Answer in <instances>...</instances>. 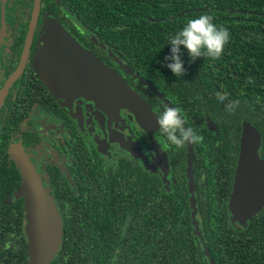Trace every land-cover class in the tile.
<instances>
[{
  "label": "flooded vegetation",
  "instance_id": "flooded-vegetation-1",
  "mask_svg": "<svg viewBox=\"0 0 264 264\" xmlns=\"http://www.w3.org/2000/svg\"><path fill=\"white\" fill-rule=\"evenodd\" d=\"M72 5L40 0L36 13L35 0H0V264L28 263L23 199L16 195L18 157L32 164L61 220L62 242L49 264H264V205L245 225L233 221L230 210L242 123L256 128L263 162L264 129L240 113L226 127L212 119L216 128L205 127L199 142L168 145L156 117L163 107L176 106L175 91L169 95L129 72L128 60ZM47 26L54 29L52 41L69 35L125 80L149 107L151 121L141 125L127 109L101 107L68 90L53 92L36 63ZM166 212L184 216L188 237L129 238L134 226L149 227L151 213ZM203 215H216L226 237L206 238ZM124 238L136 248L121 254L117 246ZM164 243L169 247L151 256L149 245Z\"/></svg>",
  "mask_w": 264,
  "mask_h": 264
},
{
  "label": "trees",
  "instance_id": "trees-1",
  "mask_svg": "<svg viewBox=\"0 0 264 264\" xmlns=\"http://www.w3.org/2000/svg\"><path fill=\"white\" fill-rule=\"evenodd\" d=\"M70 1L76 13L84 16L88 28L128 60L140 81L150 86L138 74L169 95L175 91L176 107L197 132H204L208 122L215 127L212 119L219 121L221 127L231 125L238 121L240 113L242 118L264 129V0ZM202 13L223 23L229 29L230 39L218 57L202 55L193 59L185 52L182 56L185 72L176 77L162 63L169 51L168 37L188 18ZM216 91L227 93L224 101L218 100ZM233 100L239 104L233 111H227L225 105ZM203 219L206 238L226 237L216 215L214 218L203 215ZM187 225L184 216L151 213L149 227L134 226L129 238L180 239L188 237ZM126 238L125 244L117 246L118 253L126 254L136 248L129 247ZM21 244L24 255V240ZM163 245L150 244L148 252L151 256L160 255L162 247H169Z\"/></svg>",
  "mask_w": 264,
  "mask_h": 264
},
{
  "label": "water",
  "instance_id": "water-1",
  "mask_svg": "<svg viewBox=\"0 0 264 264\" xmlns=\"http://www.w3.org/2000/svg\"><path fill=\"white\" fill-rule=\"evenodd\" d=\"M39 5L40 0H35L36 13ZM48 26L45 28L48 39L36 63L39 77L53 92L68 90L101 107L108 106L115 111L119 108L127 109L141 125L151 121L149 107L125 80L69 35L64 33L59 43L52 41L50 37L54 29ZM125 68L137 76L129 67ZM207 127L211 130L214 125L208 122ZM258 142L256 128L243 121L240 134L242 153L235 175L230 210L232 220L244 225L264 205V162L257 156ZM191 163L187 170L190 191L194 183ZM17 168L21 183L16 195L23 199L25 211L27 264H49L62 242L61 220L52 198L29 160L18 157ZM191 217L195 232L202 239L194 211ZM204 250L208 255L207 247Z\"/></svg>",
  "mask_w": 264,
  "mask_h": 264
},
{
  "label": "clouds",
  "instance_id": "clouds-1",
  "mask_svg": "<svg viewBox=\"0 0 264 264\" xmlns=\"http://www.w3.org/2000/svg\"><path fill=\"white\" fill-rule=\"evenodd\" d=\"M230 39L229 29L223 23L214 21L210 14L202 13L188 18L183 26L170 34L167 45L169 51L164 55L163 65L176 77L185 72L183 54L195 59L207 55L218 57ZM220 101H224L227 93L215 92ZM239 104L233 100L225 105L227 111H233ZM157 127L170 146L182 147L185 143L199 142L203 139L201 133L188 125L182 111L176 106H165L157 114Z\"/></svg>",
  "mask_w": 264,
  "mask_h": 264
}]
</instances>
